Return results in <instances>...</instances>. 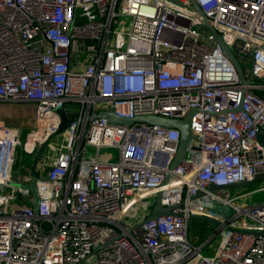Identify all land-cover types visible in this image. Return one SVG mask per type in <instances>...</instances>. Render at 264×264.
<instances>
[{
  "label": "built area",
  "instance_id": "obj_1",
  "mask_svg": "<svg viewBox=\"0 0 264 264\" xmlns=\"http://www.w3.org/2000/svg\"><path fill=\"white\" fill-rule=\"evenodd\" d=\"M193 1L204 18L189 0H0V102L32 103L31 154L43 141L52 152L40 157L43 173L35 168V212L30 177L12 178L21 130L0 118V264H79L92 255L94 264H264V235L228 228L264 230V200H244L264 181L234 197L227 187L264 173L256 139L264 95L255 92L264 93V0ZM61 105L72 121L54 134ZM192 109L174 168L178 129L98 116L181 119ZM158 191L171 213L132 228ZM222 206L232 213L223 217ZM190 215L220 225L195 241Z\"/></svg>",
  "mask_w": 264,
  "mask_h": 264
},
{
  "label": "water",
  "instance_id": "obj_2",
  "mask_svg": "<svg viewBox=\"0 0 264 264\" xmlns=\"http://www.w3.org/2000/svg\"><path fill=\"white\" fill-rule=\"evenodd\" d=\"M192 7L196 10L199 16L204 18V14L201 11V9L198 7V5L193 1L189 0ZM205 26L210 30V32L214 35L215 39L219 42L222 50L224 53L230 58L232 63L234 64L236 68V72L238 74L239 80L243 84H248L249 83V77H245L243 70L235 58V56L232 54L231 50L229 47L222 41L220 35L218 32H216L211 25H209L206 21L204 22ZM195 109H192L187 115L181 119H173V118H167L164 116H158V115H146V116H136L133 118H127V117H120L117 116L114 112L112 111H102L98 113V116L105 118L108 122L111 123H118V124H124V125H130L133 122H146L149 124H157V125H163L167 127H175L179 131V142L178 146L175 152V155L173 159L171 160L169 167L174 168L182 159V157L185 154L186 150V145L187 141L191 137V129H190V117L192 113L194 112ZM57 112L60 117L59 124L54 132V134H59L62 132L68 124L72 121V119L68 118L65 114L64 107L63 105L59 106L57 108ZM256 139L257 141L264 146V128H258L256 131ZM46 141H43L41 145L37 148L36 152L34 153L33 160L31 162V167H30V178L27 184V188L29 189L30 193L32 194L33 197V210L36 212L38 208V198H37V191H36V185H35V179H36V173H35V167L37 162L40 160V157L45 149ZM257 180H262L264 181V173L256 175L253 179L251 180H239V181H233L227 185V187H233V188H239L242 186H246L254 181ZM223 186H218L213 183H210L208 186L209 190H217ZM160 196L161 192L158 191L155 196L153 203L150 207L149 212L147 215H145L140 221H137L132 225V228L139 227L141 224L148 222L152 219L157 218L158 216L161 215H168L171 213V207H163L160 202ZM200 196V195H197ZM191 218L193 219H201V220H206L209 222H212L216 225H220V221L214 217L210 216H205V215H190ZM232 231H240L242 233H253L255 235H264V230H239L235 229L234 227H228Z\"/></svg>",
  "mask_w": 264,
  "mask_h": 264
},
{
  "label": "rangeland",
  "instance_id": "obj_3",
  "mask_svg": "<svg viewBox=\"0 0 264 264\" xmlns=\"http://www.w3.org/2000/svg\"><path fill=\"white\" fill-rule=\"evenodd\" d=\"M243 69L246 70L248 65L243 64ZM34 117V105L30 102H0V118L3 119L5 124L9 125L13 128H18L21 130L20 135V145L17 147L15 152V160L12 166V178L15 183L16 180H20L23 176L30 177V167L31 162L33 160L34 154H31V149L33 148L32 141L30 139V128L32 127V121ZM50 141L56 143L61 142V136H53ZM100 154L111 153L113 158L115 157L116 151L111 148H101ZM43 155L49 157L52 155V152H48L45 148L43 151ZM40 161V160H39ZM38 161V162H39ZM36 164V170L38 172H44V164L39 162ZM263 184L262 180L254 181L246 186H242L239 188H231L229 190L230 196L234 197L237 195H241L251 190H258ZM245 202L247 204H255L264 200V191H256L249 197H246ZM146 203L143 202L136 209L132 210L130 214L126 216V221L129 223H133L135 218L145 209ZM218 205V204H217ZM218 213L223 217L232 213V210L226 207H219ZM214 223L205 221V220H191L189 225V233L193 240H199L205 233L206 229L214 227ZM213 245L216 244V240L212 242ZM214 246H211L203 254H208L211 250H213ZM95 257L94 255L88 257L87 259L81 261L79 264H94Z\"/></svg>",
  "mask_w": 264,
  "mask_h": 264
},
{
  "label": "trees",
  "instance_id": "obj_4",
  "mask_svg": "<svg viewBox=\"0 0 264 264\" xmlns=\"http://www.w3.org/2000/svg\"><path fill=\"white\" fill-rule=\"evenodd\" d=\"M255 92H256L258 95H264V93H263L262 91L255 90Z\"/></svg>",
  "mask_w": 264,
  "mask_h": 264
},
{
  "label": "bare ground",
  "instance_id": "obj_5",
  "mask_svg": "<svg viewBox=\"0 0 264 264\" xmlns=\"http://www.w3.org/2000/svg\"><path fill=\"white\" fill-rule=\"evenodd\" d=\"M44 137H45V135H44V133L42 134V138L44 139Z\"/></svg>",
  "mask_w": 264,
  "mask_h": 264
},
{
  "label": "crops",
  "instance_id": "obj_6",
  "mask_svg": "<svg viewBox=\"0 0 264 264\" xmlns=\"http://www.w3.org/2000/svg\"><path fill=\"white\" fill-rule=\"evenodd\" d=\"M32 123H33V121H32Z\"/></svg>",
  "mask_w": 264,
  "mask_h": 264
}]
</instances>
